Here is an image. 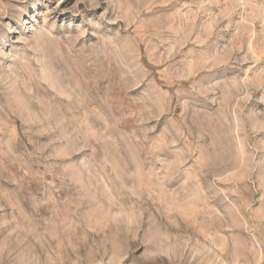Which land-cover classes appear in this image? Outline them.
Masks as SVG:
<instances>
[{
	"label": "rangeland",
	"instance_id": "rangeland-1",
	"mask_svg": "<svg viewBox=\"0 0 264 264\" xmlns=\"http://www.w3.org/2000/svg\"><path fill=\"white\" fill-rule=\"evenodd\" d=\"M0 264H264V0H0Z\"/></svg>",
	"mask_w": 264,
	"mask_h": 264
}]
</instances>
